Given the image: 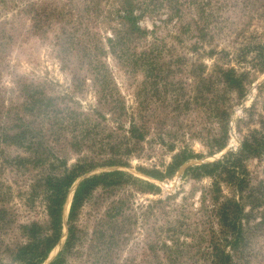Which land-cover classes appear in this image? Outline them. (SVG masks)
<instances>
[{
  "label": "rangeland",
  "instance_id": "rangeland-1",
  "mask_svg": "<svg viewBox=\"0 0 264 264\" xmlns=\"http://www.w3.org/2000/svg\"><path fill=\"white\" fill-rule=\"evenodd\" d=\"M67 1L0 0V264H17L13 260L14 249L25 242L21 226L34 222L46 227L48 223L43 189L39 188L38 183L46 167L36 168L34 164L35 158L44 156L45 151L38 149L28 152L25 150L29 145L26 142L21 143L23 147H18L17 143L20 142L3 143L4 129L12 126L18 118L32 122L39 132L43 128L45 133L39 139L37 137L36 142L41 141L51 148V153L56 157L66 159L69 167L79 160L103 162L116 158L108 146H103L107 141L101 144V140L109 138L111 142H122L120 139L123 136L129 138L127 131L133 122L139 128L143 124L146 126V140L140 145L131 141L128 147L131 155L122 157L130 167H101L94 174L123 171L159 186L162 194L134 193L131 204L134 213L127 212L132 220L123 222L121 235L107 214L113 202L124 194L128 195L130 189L115 193L99 189L80 212L77 221L80 241L68 257L67 264H206L199 259L188 260L186 255L173 263L168 259L166 249L157 253L159 249L154 247L159 237L161 242L166 241L171 246L168 239L172 234L169 231L178 229V222L182 223L185 219L176 213L169 217L157 215L160 209L154 202L176 195L175 200L166 203L172 210L183 204H192L195 211L199 209L200 196L212 180L204 179L198 183L185 179L186 168L217 162L230 153L236 154L244 137L253 130H260L264 122V74L252 71L249 81L253 84L248 87V94L239 98L237 92L223 84L219 69L229 63L222 60V52L230 54V64L239 71L250 68L249 63L237 64L235 57L239 48L247 44L257 47L264 42V19H261L264 0L256 1L254 12L250 11L251 1L254 3V0H240L242 3L237 5L235 0H229L228 4L227 0H189L192 5L182 9V21L175 18L168 21L165 13L145 16L138 25L148 32L144 36H132V49L137 55L150 48L155 50L150 61L152 67L148 65L139 69H132L134 65L128 66L123 62L126 59L120 60L108 53L106 39L111 32L106 29L107 21L94 20L86 31L78 26L75 31L65 21H60L54 10L62 12L64 8L72 7L75 18L78 14L75 7L84 9L76 4L80 0H72L73 3L69 5ZM244 2H250L248 8H245ZM203 3L212 5L203 7ZM37 4L42 7H37ZM111 4L105 6L103 14L112 10ZM38 20L41 23L36 24ZM38 24L41 31L34 29ZM197 26L207 28L205 37H202ZM155 27L157 29L152 34ZM64 29L67 35L74 33L75 41L82 42L83 46L89 40L90 44L93 42L97 46L99 51L96 54L112 75L118 89L114 97L120 104L105 103V98L94 86V78L88 67L84 66L88 60L84 59L82 47L66 50L69 47L65 44L67 36L62 35ZM254 55L253 52L249 59ZM20 78H23L21 81L25 80L24 83L41 84L48 97L59 98L52 106L61 110L58 114L60 117L67 113L76 114L77 117H64L65 124H68L67 132H58L61 123L59 116L47 120L37 112H24L23 96L16 86ZM81 87L82 91H79ZM124 107L123 117L112 110ZM45 121L47 123L43 125ZM80 122L100 126L97 132L101 133L96 143L92 142V136H88L83 140L80 138L77 147L71 146L76 142L72 136L78 135L72 133L74 125ZM225 128L228 129L227 148L209 157L213 142L223 136ZM185 148L204 158L189 162L175 178L161 183L140 171L155 168L163 171L172 156ZM19 159L28 160L29 165H21ZM246 167L251 185L257 192L260 191L257 194H264V158L252 159L246 163ZM221 188L224 196H232L231 186L222 183ZM258 195L255 197H260ZM68 201L63 210L64 238L46 264L54 261L64 248L71 195ZM146 207L155 208L156 214L144 218ZM247 211H250L249 208ZM135 217L136 224L133 220ZM261 223H264V203L252 213V232L247 234L244 249L246 259L242 264H264V224L259 226ZM215 229H218L217 225ZM179 239L191 241L183 234Z\"/></svg>",
  "mask_w": 264,
  "mask_h": 264
},
{
  "label": "trees",
  "instance_id": "trees-1",
  "mask_svg": "<svg viewBox=\"0 0 264 264\" xmlns=\"http://www.w3.org/2000/svg\"><path fill=\"white\" fill-rule=\"evenodd\" d=\"M235 1L236 5L239 2L242 3L240 0ZM256 1L258 0H254V3L251 1L252 10L250 11L252 12L255 10ZM228 2L229 0L226 1V4ZM69 3L72 4L73 1L68 0L66 4L69 5ZM77 3L83 6L84 9L80 10L79 6H76L78 14L75 15V18L72 7H63L62 12L54 10V14L56 13L60 21H65V24L71 26L74 30L78 26L79 29L83 28L86 31L90 26V22L94 20L107 21L108 28L106 29L111 32V35L106 39L109 49L108 53L114 57H118L120 60L126 59L123 62L127 63L128 66L134 65L132 69L146 68L148 65L151 68L150 61L152 62V55L155 50L150 48L145 53L137 55L132 49V36L136 34L144 36L148 32L141 29L138 22L147 15L153 16L162 13H165L169 19L168 21H171L173 18L182 21L184 16L182 9L192 5L189 0H80ZM110 4L113 6L112 10H107V13L103 14L105 6L108 5L109 7ZM203 5V7H211L212 4L203 3ZM249 5L250 2H244L245 8H248ZM37 7L42 6L37 4ZM203 7L201 6V11L204 12L205 9ZM32 8L34 9L36 6H32ZM36 16L39 17L37 14ZM44 16L45 14L42 15V18ZM261 19H264V15ZM37 23H41V20H38ZM34 29L36 31L42 30L39 24L35 25ZM155 29L157 27L154 28L152 34L155 33ZM199 29L202 37H205L206 33H208L207 28L199 27ZM62 33L63 36H67L68 38V41L65 43L69 47L66 49L67 51H72L75 47H82L84 59L85 61L88 60V64H84V66L88 67L89 73L94 78V86L97 87L98 93L105 98V103L120 104L116 97H114L115 92L118 93V89L112 80V75L108 72L106 64L96 54L99 51L97 46H94L93 42L90 44V40L85 42L83 46L82 42L75 41L74 33L67 35L65 29ZM86 36L89 35L86 34ZM253 52L255 54L254 58L249 59V55ZM211 53V55L214 54L213 51ZM222 55V60L229 62L226 67L219 69L223 84L230 90L237 92L239 98H244L249 92L248 87L253 84V82L249 81L252 71L261 75L264 74V42L257 47L247 44L237 50L236 63L239 65L249 63V69H241L239 71L230 64V54L228 52H222ZM21 79L23 78L18 79L16 86L20 88V94L23 96L24 102L22 107L24 108V112L27 114L37 112L40 115H44L47 120H51L52 116L58 117L61 110L54 108L52 104H56L59 98L48 97L42 90L41 84L37 86L34 85V82L24 83L25 80L21 81ZM79 91H82V87ZM141 105L145 109L143 104ZM112 110L120 117L124 116L125 107L112 108ZM66 116L67 118L77 117L76 114L72 113L59 116L61 123L58 126V132L65 133L68 131V124H65L66 120L64 118ZM46 123L45 121L43 125ZM33 125L32 122L18 118L12 126L6 127L4 129L5 133L2 134L4 135L3 143L12 142L14 144L20 142L17 143L18 147H23L21 143L26 142L29 144L25 148L28 152L31 150L37 151L38 149L45 151L44 156L35 158L34 164H36V168L46 167L38 183L39 188L43 189L48 223L46 227L34 222L21 226L25 242L17 245L14 249L13 260L17 264H45L63 237V210L73 185L79 179L94 173L101 167H130V164L124 162L122 157L131 155L128 151L131 141L136 145H140L146 140L145 124L142 125V128H139L133 122L127 131L129 138L123 136L120 139L123 143L120 141H108L109 138L101 140V144L107 141L103 146L109 147V151L113 157H116L113 158L114 160L111 159L103 162H97L94 159L79 160L74 166L69 167L66 159L56 157L51 153V148L43 145L41 141L36 142L37 137L39 139L43 136L45 130L41 128L39 132ZM261 125L260 130H253L244 137L241 147L236 154L230 153L220 161L186 168L183 175L185 179L198 183L204 179L212 180L211 185L205 188L200 196L199 209L195 211L192 204H188V206L183 204V206H178V208L172 210L171 206L166 203L169 204L175 200L176 195L167 196L165 200L160 199L154 202V205L159 206L158 208L160 209L157 215L169 217L171 214L176 213V215L185 219L182 223L178 222V229L169 231L172 234L168 239L171 240V246H168L166 241L161 242V236L159 237L154 247L159 249L157 253L161 252V249H166L165 252L168 253V259L172 260L173 263L180 261L178 259L185 258L186 255L188 260L199 259L206 264H242L246 259L244 249L247 234L248 232H252V228L250 229L252 213L258 210L260 205L264 203V194L258 195L260 191L257 192V189L251 185L252 181L246 167L248 161L264 158V122ZM74 127L72 133L78 135L72 136L76 141L71 144L73 147L78 146L80 138L83 140L88 136H92L93 143H96L99 139L101 131L97 132V129L100 127L98 124L90 122L87 125L84 122H80L76 123ZM119 130H122V128H119ZM227 146L228 129L225 128L223 136L213 142L208 156L210 157L224 151ZM104 147L101 146L102 149ZM203 158L204 156L196 155L191 150L185 148L172 156L171 162L164 167L163 171L157 168L153 170L140 169V171L151 179L163 183L175 178L176 174L189 162L202 160ZM19 162L21 165L28 164V160L26 159H19ZM222 183H226L233 188L231 197L224 196L221 188ZM262 188H264L263 185ZM99 189L104 191L110 190L112 193L130 189L128 195L124 194L121 199L113 202L108 210L107 217L113 220L118 234H121L123 222L125 220L130 222L132 220L130 216H127L129 215L127 212L134 213L131 205L134 193L154 196L162 194L159 186L123 171L103 172L85 178L79 183L71 202L68 215V235L64 248L50 264H67L68 257L76 249L80 241V231L77 227L80 212ZM255 195L260 197H255ZM247 208H249V212ZM154 211L155 208L146 207L144 218L148 215L156 214ZM119 218L123 219L119 220ZM133 220L136 224V217ZM263 224L261 223L259 226H263ZM215 225H217V230L215 229ZM192 230L194 232H191ZM181 234L186 235L187 238H191V241H181L179 239Z\"/></svg>",
  "mask_w": 264,
  "mask_h": 264
},
{
  "label": "water",
  "instance_id": "water-1",
  "mask_svg": "<svg viewBox=\"0 0 264 264\" xmlns=\"http://www.w3.org/2000/svg\"><path fill=\"white\" fill-rule=\"evenodd\" d=\"M94 173H95V172H94ZM94 173L84 176L83 178L79 179V180L73 185V187L70 189V192H69V194H68L67 201H68L70 195H71V200L73 199L74 193H75V191H76V189H77L79 183H80L82 180H84L85 178H87V177H89V176H91V175H94ZM67 201H66V203H67ZM65 205H66V204H65ZM63 238H64V236L62 237V239H61L60 242H62ZM58 245H59V244H58ZM47 262H48V260H47ZM47 262H46V263H47ZM46 263H45V264H46Z\"/></svg>",
  "mask_w": 264,
  "mask_h": 264
},
{
  "label": "bare ground",
  "instance_id": "bare-ground-1",
  "mask_svg": "<svg viewBox=\"0 0 264 264\" xmlns=\"http://www.w3.org/2000/svg\"><path fill=\"white\" fill-rule=\"evenodd\" d=\"M68 203H69V201L67 202L66 207H67ZM64 211H65V210H64ZM65 214H66V213H65Z\"/></svg>",
  "mask_w": 264,
  "mask_h": 264
}]
</instances>
